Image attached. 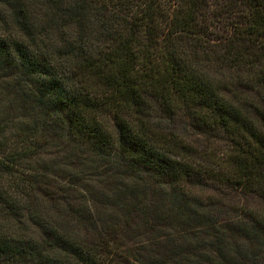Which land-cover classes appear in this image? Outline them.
Wrapping results in <instances>:
<instances>
[{
  "label": "trees",
  "instance_id": "1",
  "mask_svg": "<svg viewBox=\"0 0 264 264\" xmlns=\"http://www.w3.org/2000/svg\"><path fill=\"white\" fill-rule=\"evenodd\" d=\"M0 264H264V0H0Z\"/></svg>",
  "mask_w": 264,
  "mask_h": 264
}]
</instances>
